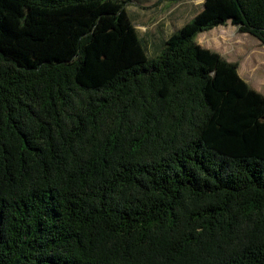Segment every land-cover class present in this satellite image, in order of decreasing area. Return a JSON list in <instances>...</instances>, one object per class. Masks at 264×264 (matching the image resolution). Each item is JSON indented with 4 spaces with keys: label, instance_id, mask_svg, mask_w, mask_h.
<instances>
[{
    "label": "trees",
    "instance_id": "1",
    "mask_svg": "<svg viewBox=\"0 0 264 264\" xmlns=\"http://www.w3.org/2000/svg\"><path fill=\"white\" fill-rule=\"evenodd\" d=\"M129 3L0 0V264H264V95L196 41L264 0L154 58Z\"/></svg>",
    "mask_w": 264,
    "mask_h": 264
},
{
    "label": "rangeland",
    "instance_id": "2",
    "mask_svg": "<svg viewBox=\"0 0 264 264\" xmlns=\"http://www.w3.org/2000/svg\"><path fill=\"white\" fill-rule=\"evenodd\" d=\"M203 3L204 0H131L128 14L143 39L147 56L160 54L165 40L204 9ZM225 36L230 38L227 42ZM196 41L237 63L239 75L264 95V47L257 38L239 33L228 23L200 33Z\"/></svg>",
    "mask_w": 264,
    "mask_h": 264
}]
</instances>
